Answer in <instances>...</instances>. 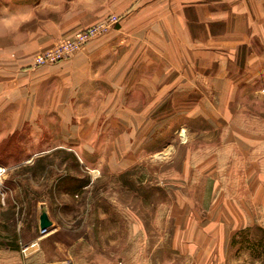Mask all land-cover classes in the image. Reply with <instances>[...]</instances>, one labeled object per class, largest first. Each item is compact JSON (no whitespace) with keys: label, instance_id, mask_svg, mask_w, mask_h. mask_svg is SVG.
I'll list each match as a JSON object with an SVG mask.
<instances>
[{"label":"crops","instance_id":"0c3cea01","mask_svg":"<svg viewBox=\"0 0 264 264\" xmlns=\"http://www.w3.org/2000/svg\"><path fill=\"white\" fill-rule=\"evenodd\" d=\"M9 2L12 8L0 21V38L7 53L26 68L20 80L13 71L4 74L10 76L5 83L0 80L5 110L13 105V93L19 86L30 112L40 108L33 101L38 90L46 98L54 92L60 98H71L85 90L87 66L82 64L81 52L52 68L30 64L32 55L47 47L33 38L38 31L18 27L15 21L35 17L39 21L51 4L45 0ZM128 7L123 15L133 16L136 24L150 19L148 32L157 43L150 50L164 61L166 77L178 66L192 67L189 74L178 72L173 81L197 82L194 89L188 85L184 90L201 99H205V86L201 91L200 82L210 83L212 100L204 108L197 101L193 109L199 114L213 113L215 118L208 125L225 127L232 136L219 138L212 153L199 151L197 159L187 153V176L197 178V188L163 189L168 199L166 220L168 209L182 212L180 220L172 223V232L162 236L165 243L160 249L157 187L145 188L149 197L143 203L142 198L139 202L106 203L107 209L97 207L92 215L90 203L74 201L68 224L51 215L44 202L24 209L22 201L19 210L14 201L16 207L8 208L5 198L12 191L7 187L0 190V264H264V117L260 116L264 107L254 109L251 104L247 109L240 101L247 95L264 102V0H133L132 8ZM91 10L89 6L86 12ZM15 33H19L17 37H13ZM206 67L215 69L207 74ZM256 83H261L263 91ZM65 105L75 107L70 102ZM181 173L187 170L183 168ZM16 189L24 193V188ZM143 204L149 214L145 220ZM246 228L249 248L239 244L247 241L241 233ZM254 229L260 233H251Z\"/></svg>","mask_w":264,"mask_h":264},{"label":"rangeland","instance_id":"374dc122","mask_svg":"<svg viewBox=\"0 0 264 264\" xmlns=\"http://www.w3.org/2000/svg\"><path fill=\"white\" fill-rule=\"evenodd\" d=\"M9 1L0 0V21L12 8ZM78 1L45 0L51 6L45 7L48 12L39 21L36 17L15 21L18 27L38 31L33 38L47 47L42 51L72 39L85 29L97 30L79 51L83 66H87L85 90L71 98H60L57 92L46 98L38 90L33 101L40 108L32 112L25 107L27 102L21 98L20 86L13 93V105L5 110V103L0 101V168L6 169L0 190L7 187L12 191L5 198L8 208L16 207L14 201L19 210L22 201L24 209L37 201L44 202L51 215L56 214L58 221L68 224L74 201L90 203L92 215L97 207L107 209L106 203L139 202L140 198L143 203L149 197L145 188L157 187L160 249V244L165 243L162 236L172 232V223L180 220L182 212L168 209L166 220L168 199L163 189L182 185L197 188V178L187 176L190 169L186 165L187 153H192L195 159L199 151L212 153L217 140L232 133L225 127L208 125L209 119L215 118L213 113L199 114L193 109L197 101L204 108L212 100L210 83L200 82L201 91L205 86V99H201L184 90L188 85L194 89L192 86L197 82L173 81L178 72L189 74L192 67L178 66L173 73L168 71L166 77L164 61L160 56L156 59L150 50L157 44L148 32L150 19L136 24L133 16L123 15L127 6L132 8L133 0H83L82 4ZM77 4H81V9H77ZM89 6L92 10L87 13ZM51 9L57 10L52 13ZM32 20L38 22L32 25ZM101 25L105 29L100 30ZM5 47L0 38V80L5 83L10 76L4 74L11 71L20 80L26 68L24 62L17 61ZM156 61L157 66L152 64ZM214 69L206 67V73ZM258 84L255 86L263 91L261 83ZM240 101L247 109L251 104L254 109L264 107L261 98L249 99L246 95ZM68 102L75 107L65 105ZM183 168L187 170L184 175ZM16 186L24 188V193ZM194 196L196 199L197 193ZM145 207L144 204L141 207L143 220L149 217ZM241 233L247 241L239 244L249 248V228ZM251 233L260 231L254 229Z\"/></svg>","mask_w":264,"mask_h":264},{"label":"built area","instance_id":"2783aa9c","mask_svg":"<svg viewBox=\"0 0 264 264\" xmlns=\"http://www.w3.org/2000/svg\"><path fill=\"white\" fill-rule=\"evenodd\" d=\"M100 30L105 29L104 26H99ZM99 29V28H98ZM97 28H88L78 32L72 39L64 40L60 44L55 45L53 48L42 51L34 58V65L44 66L53 65L71 59L76 53H78L85 44L95 35ZM6 169L0 168V184L2 183V177L4 176ZM35 264V263H27ZM64 264H74L71 261H66Z\"/></svg>","mask_w":264,"mask_h":264}]
</instances>
